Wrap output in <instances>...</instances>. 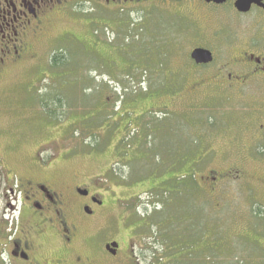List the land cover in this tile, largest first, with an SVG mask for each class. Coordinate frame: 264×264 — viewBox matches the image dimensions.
<instances>
[{
    "label": "rangeland",
    "instance_id": "1",
    "mask_svg": "<svg viewBox=\"0 0 264 264\" xmlns=\"http://www.w3.org/2000/svg\"><path fill=\"white\" fill-rule=\"evenodd\" d=\"M186 1L146 13L151 33L179 31L168 55L148 49L152 38L128 8L68 0L49 11L32 52L0 73V227L18 214L6 170L23 174L33 159H55L57 176L79 174L108 202L80 244L97 264H264V135L255 139L253 129L264 123V86L245 102L193 88L202 71L185 53L212 31L192 6L198 20L187 15ZM123 16L135 22L129 36L116 26ZM61 51L70 66L54 68ZM171 69L185 75L182 86L155 85ZM251 140L260 154L248 151ZM105 242L118 243L119 256L99 249Z\"/></svg>",
    "mask_w": 264,
    "mask_h": 264
},
{
    "label": "flooded vegetation",
    "instance_id": "2",
    "mask_svg": "<svg viewBox=\"0 0 264 264\" xmlns=\"http://www.w3.org/2000/svg\"><path fill=\"white\" fill-rule=\"evenodd\" d=\"M103 1L113 9L123 11L128 8L137 13V22H141L140 30L144 36L152 38V45L148 47L151 52L168 55L175 49L171 36L179 31H174L173 27L171 31L151 33V15L146 14L166 0ZM66 2L68 0H0V39L4 40L0 50L8 53L5 58L0 57V73L10 59L16 62L26 53L29 55L32 52V41L38 38L52 15L49 11L57 4L63 5L60 11L63 10ZM185 5L187 15L192 16V6L193 13L197 12L201 19L198 20L194 15L192 17L201 24L205 23L202 24L203 28L212 31L210 42L193 48L210 51L212 60L197 63L192 58L193 50L188 48L185 53L186 59L202 71L201 78L192 85L193 88L206 89L204 98L211 97L222 102L233 98L244 102L246 98L253 99L255 89L264 86V0H187ZM134 23L129 17L123 16L116 26L125 29L123 33L129 36ZM177 28L186 33L185 26ZM170 72L165 76L166 79L157 80L155 85L177 82L181 83L178 85L181 87L185 75L175 69ZM208 90L212 94H208ZM125 98L128 96H121V100ZM255 124V139H262L264 123L259 127ZM172 127L176 128L174 122ZM258 146H255V140H251L248 151L260 154ZM182 150L184 153L185 149ZM33 160L24 167L23 174L12 168L6 170V196L11 199L10 203L15 208L13 211L18 214L15 221L9 219L1 224L0 264L99 263L100 259L95 257L94 250L80 244L88 221L107 206V200L99 199L88 185H81L79 174L72 173L66 180L57 176L58 160ZM212 174L214 180L220 178L216 172ZM12 200H16V206ZM105 243L99 249L107 250L117 257L119 244L111 249L109 244L113 242Z\"/></svg>",
    "mask_w": 264,
    "mask_h": 264
},
{
    "label": "trees",
    "instance_id": "3",
    "mask_svg": "<svg viewBox=\"0 0 264 264\" xmlns=\"http://www.w3.org/2000/svg\"><path fill=\"white\" fill-rule=\"evenodd\" d=\"M69 52H59L55 55L52 56V60L50 62L51 66H53L54 68L56 67H69L70 66V60H69ZM75 81V80H74ZM86 90V89H85ZM56 102L61 104V99L57 98L56 99ZM43 105L45 106H48V110H49V113L52 114H56V111L54 109L51 108L50 104L47 103V100L45 102L42 103Z\"/></svg>",
    "mask_w": 264,
    "mask_h": 264
},
{
    "label": "water",
    "instance_id": "4",
    "mask_svg": "<svg viewBox=\"0 0 264 264\" xmlns=\"http://www.w3.org/2000/svg\"><path fill=\"white\" fill-rule=\"evenodd\" d=\"M215 1H222V0H215ZM192 58L197 63L208 62L212 60V53L205 49L196 48L192 52ZM113 246L116 247L117 245L113 244Z\"/></svg>",
    "mask_w": 264,
    "mask_h": 264
}]
</instances>
